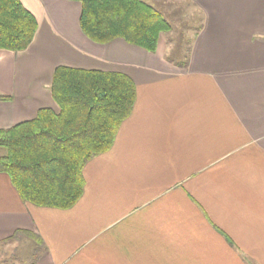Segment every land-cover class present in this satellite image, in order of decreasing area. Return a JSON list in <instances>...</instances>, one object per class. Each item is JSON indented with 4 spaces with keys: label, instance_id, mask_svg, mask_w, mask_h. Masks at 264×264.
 Segmentation results:
<instances>
[{
    "label": "crops",
    "instance_id": "obj_1",
    "mask_svg": "<svg viewBox=\"0 0 264 264\" xmlns=\"http://www.w3.org/2000/svg\"><path fill=\"white\" fill-rule=\"evenodd\" d=\"M200 17L184 60L90 41L72 0H20L37 20L23 51L0 50V129L56 110L57 66L135 84L111 148L87 162L67 210L24 202L0 173V240L38 235L36 264H264V0H182ZM182 62H187L181 67Z\"/></svg>",
    "mask_w": 264,
    "mask_h": 264
},
{
    "label": "trees",
    "instance_id": "obj_2",
    "mask_svg": "<svg viewBox=\"0 0 264 264\" xmlns=\"http://www.w3.org/2000/svg\"><path fill=\"white\" fill-rule=\"evenodd\" d=\"M72 1L80 4L81 32L97 44L122 39L153 53L159 35L171 31L164 16L143 0ZM36 29V18L20 0H0V50H25ZM50 93L56 110L40 108L32 119L0 129V173L8 176L22 201L67 210L84 192V166L111 148L130 115L136 88L121 72L57 66ZM10 98L0 95V101ZM20 237L30 240L31 249L30 259L19 264H36L46 247L35 233L16 230L0 243Z\"/></svg>",
    "mask_w": 264,
    "mask_h": 264
},
{
    "label": "rangeland",
    "instance_id": "obj_3",
    "mask_svg": "<svg viewBox=\"0 0 264 264\" xmlns=\"http://www.w3.org/2000/svg\"><path fill=\"white\" fill-rule=\"evenodd\" d=\"M155 7L171 27L167 34L171 44V57L176 61L184 60L187 48L200 23V17L194 9L182 0H143ZM4 150L0 148V154ZM30 240L20 237L18 241L0 243V264L9 261L14 264L27 262L30 254Z\"/></svg>",
    "mask_w": 264,
    "mask_h": 264
}]
</instances>
